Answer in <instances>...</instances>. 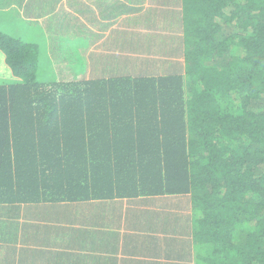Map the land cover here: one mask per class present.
I'll use <instances>...</instances> for the list:
<instances>
[{"label": "trees", "instance_id": "obj_1", "mask_svg": "<svg viewBox=\"0 0 264 264\" xmlns=\"http://www.w3.org/2000/svg\"><path fill=\"white\" fill-rule=\"evenodd\" d=\"M170 3L165 46L184 65L158 76L149 62L43 80L41 47L0 31L17 78L0 83V215L178 197L191 207L194 264H264V0Z\"/></svg>", "mask_w": 264, "mask_h": 264}, {"label": "crops", "instance_id": "obj_2", "mask_svg": "<svg viewBox=\"0 0 264 264\" xmlns=\"http://www.w3.org/2000/svg\"><path fill=\"white\" fill-rule=\"evenodd\" d=\"M5 1L9 3L0 5V13L7 17L13 18L15 9L20 11L24 6L29 10L36 8L28 6L31 0ZM151 2L149 8L159 9L153 22L163 18L167 33L165 29H169L167 24L172 19L163 10L170 11L171 0ZM161 2H166L168 8ZM43 3L48 4L49 0ZM96 12L92 18H98ZM17 13L20 18L14 20L27 23L22 11ZM34 21L28 19L29 23ZM11 28L6 33L20 38L11 34L18 28ZM36 29L44 28L27 25L22 32L27 35L25 31H30L27 36L32 38ZM0 71L12 75L7 79L1 75L0 83L17 80L1 51ZM190 208L187 201L171 196L23 206L8 217L0 215V264H194Z\"/></svg>", "mask_w": 264, "mask_h": 264}, {"label": "rangeland", "instance_id": "obj_3", "mask_svg": "<svg viewBox=\"0 0 264 264\" xmlns=\"http://www.w3.org/2000/svg\"><path fill=\"white\" fill-rule=\"evenodd\" d=\"M98 1L102 5H95ZM132 1L49 0L48 4H43V0H31L28 6L35 5V9L29 10L27 6L19 8L27 23L14 20L20 18L18 9H15L16 15L13 18L0 13V31L6 33L14 26L18 29L11 31V34L19 35L23 41L41 47L42 62L39 71L43 80H49V75L50 78L65 80L105 76L106 73H102L111 70L134 74V65L143 63L147 66L149 62L153 65L148 73L154 76L164 74L167 70L183 68L184 58L176 52L177 48L174 50L170 45L165 46L168 33L164 31L163 18L148 24L147 21L150 22L153 18H133L138 15L136 13L128 16L129 7L148 9L150 6L149 3L143 5V0H135V3ZM7 3L9 2L3 0L0 5ZM110 4L113 5L111 8H115V17L105 12L109 7L99 9L102 11L98 12V8ZM95 10L98 18H91ZM28 19L35 21L29 23ZM27 25L32 29L36 25L44 29H36L32 38H29L27 35L30 31H25L27 35L22 32ZM120 65L122 67L117 68ZM111 74L112 72L107 75ZM1 75L5 79L12 76L11 72L0 71Z\"/></svg>", "mask_w": 264, "mask_h": 264}]
</instances>
